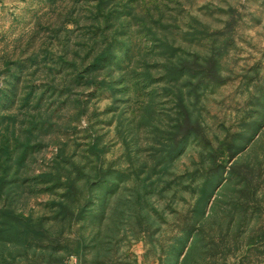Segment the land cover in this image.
Instances as JSON below:
<instances>
[{
	"label": "rangeland",
	"instance_id": "374dc122",
	"mask_svg": "<svg viewBox=\"0 0 264 264\" xmlns=\"http://www.w3.org/2000/svg\"><path fill=\"white\" fill-rule=\"evenodd\" d=\"M8 123L0 264H264V0H0Z\"/></svg>",
	"mask_w": 264,
	"mask_h": 264
},
{
	"label": "trees",
	"instance_id": "16d2710c",
	"mask_svg": "<svg viewBox=\"0 0 264 264\" xmlns=\"http://www.w3.org/2000/svg\"><path fill=\"white\" fill-rule=\"evenodd\" d=\"M151 17H150V21H151ZM111 46L109 45V47L102 51L93 61V63H91L89 66L85 67L81 73L79 78H84L85 76L88 78L90 77V74L91 72L95 71L96 70V67L102 63L105 62V59H107L109 57V55L111 54ZM170 49V48H169ZM73 68L75 69L76 67L73 66ZM146 73H148V69L146 68ZM169 71H172V75L175 77V80L174 82H176L178 79H180L184 73L183 69H180V70H176L175 71V68L174 70H169ZM78 78V79H79ZM87 78V79H88ZM87 84H91L92 82L88 79L87 80ZM179 100L183 103L185 102V94H183L182 92V89H179ZM29 99V98H28ZM39 101V100H38ZM187 118L189 119L191 117V114H187ZM36 120V118H33ZM34 121V120H33ZM185 119L183 120V123H185ZM182 122V121H181ZM29 126L31 125H34L32 124V122H28ZM25 125V124H24ZM27 126V124H26ZM6 130H11V133L10 135L14 138L13 140L15 141L14 142V145L13 146H8V144L5 142V144L3 145V149L5 151V156H6V159H4L2 161V172L0 174V206L1 209H8V207H10V196H11V193H10V189H13V187H21V184H20V174L22 173V168L23 166L25 165V163L27 162V159L29 157V155H31V152L35 149V145L36 143L34 142V139H36V135H35V131H34V127H30V129L25 133L26 137H27V140L25 143H21V139L23 138V132L24 130H22L21 132H16V126L14 123L12 124H9L6 126ZM11 127V128H9ZM181 142H178V144L180 145ZM2 145V144H1ZM171 146L173 147L174 146V143H171ZM2 148V147H1ZM174 149H172L171 151L168 152V156L170 159H171V156L173 155V153L175 151H173ZM61 178H57L56 181L57 182H60ZM67 181V179H66ZM72 181V182H71ZM68 182V186L66 188V191H65V194L63 196V200L61 202H59L58 204V209L60 210L59 213H61V215H64V207H63V204L64 202H66L68 199L74 197V194H75V190L77 189L76 188V185H77V182L76 180H71ZM109 194V193H108ZM108 194H105L102 202H101V205H100V209H101V215L102 217H104L105 215V212H107V209H108V206L110 205V202H111V199L109 198V196H106ZM110 195V194H109ZM105 197H108V198H105ZM206 197V194L204 195V198ZM207 199V197H206ZM205 199V200H206ZM7 216L8 219H12V216L9 214L11 212H4ZM6 226L4 227H7L6 230L4 231H7L8 229L11 230V231H14L15 230V226L12 224V222L10 221H6L5 223ZM12 233V232H11ZM191 233V232H190ZM101 235V232L98 233L96 236H97V239L98 237ZM2 237V236H1ZM110 242V240H109ZM189 255H187L183 261L182 264H186V261H187V258H188Z\"/></svg>",
	"mask_w": 264,
	"mask_h": 264
}]
</instances>
